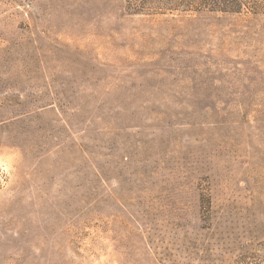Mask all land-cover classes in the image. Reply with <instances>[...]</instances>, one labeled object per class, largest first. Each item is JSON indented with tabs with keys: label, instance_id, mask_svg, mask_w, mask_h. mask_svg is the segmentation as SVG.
<instances>
[{
	"label": "rangeland",
	"instance_id": "374dc122",
	"mask_svg": "<svg viewBox=\"0 0 264 264\" xmlns=\"http://www.w3.org/2000/svg\"><path fill=\"white\" fill-rule=\"evenodd\" d=\"M0 0V264H264V0Z\"/></svg>",
	"mask_w": 264,
	"mask_h": 264
},
{
	"label": "trees",
	"instance_id": "16d2710c",
	"mask_svg": "<svg viewBox=\"0 0 264 264\" xmlns=\"http://www.w3.org/2000/svg\"><path fill=\"white\" fill-rule=\"evenodd\" d=\"M234 1V5H236V6H239V1L238 0H233Z\"/></svg>",
	"mask_w": 264,
	"mask_h": 264
}]
</instances>
